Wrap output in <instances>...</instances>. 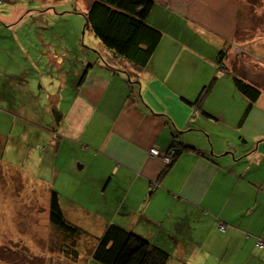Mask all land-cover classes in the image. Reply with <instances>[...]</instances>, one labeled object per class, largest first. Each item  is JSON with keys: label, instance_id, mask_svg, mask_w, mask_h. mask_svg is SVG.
Instances as JSON below:
<instances>
[{"label": "crops", "instance_id": "obj_1", "mask_svg": "<svg viewBox=\"0 0 264 264\" xmlns=\"http://www.w3.org/2000/svg\"><path fill=\"white\" fill-rule=\"evenodd\" d=\"M5 11L9 25L22 14ZM147 23L160 39L143 67L109 49L76 55L67 93L47 107L52 151L77 165L74 185L121 206L108 223L164 247L169 264H264L263 11L256 0H154ZM233 76L259 90L249 107ZM17 109L14 129L30 113ZM170 146L181 151L166 167Z\"/></svg>", "mask_w": 264, "mask_h": 264}, {"label": "rangeland", "instance_id": "obj_2", "mask_svg": "<svg viewBox=\"0 0 264 264\" xmlns=\"http://www.w3.org/2000/svg\"><path fill=\"white\" fill-rule=\"evenodd\" d=\"M91 1H0V18L9 5L22 8L10 25L0 22V264H99L88 251L101 223L90 219L121 222L122 208L112 195L90 194L84 185H74L77 165L67 164L68 153L52 151L48 142V127L56 120L47 107L67 93L59 86L80 66L76 55L84 50L102 59L108 53L86 26ZM256 1L264 14V0ZM5 94L9 101L3 100ZM20 105L30 113L27 118L17 115L18 126L26 128L14 129L11 121L15 113L20 115ZM57 169L65 177L55 174ZM52 190L59 194L67 220L84 230L75 242L48 219Z\"/></svg>", "mask_w": 264, "mask_h": 264}, {"label": "trees", "instance_id": "obj_3", "mask_svg": "<svg viewBox=\"0 0 264 264\" xmlns=\"http://www.w3.org/2000/svg\"><path fill=\"white\" fill-rule=\"evenodd\" d=\"M153 4L154 0H92L85 14L86 26L91 28L107 50L140 68L147 63L160 39V32L147 23ZM233 82L236 89L248 99L249 107L257 98L259 90L236 76H233ZM170 149L173 152L170 153V162H164L166 167L181 151L177 146H170L166 152ZM48 219L56 230L73 242L84 231L67 220L55 190L50 194ZM88 253L99 264H166L170 257L164 247L114 222L105 224L100 234L93 239Z\"/></svg>", "mask_w": 264, "mask_h": 264}, {"label": "built area", "instance_id": "obj_4", "mask_svg": "<svg viewBox=\"0 0 264 264\" xmlns=\"http://www.w3.org/2000/svg\"><path fill=\"white\" fill-rule=\"evenodd\" d=\"M171 150H172V149H170V151H169L168 153L165 152L164 154H161L162 159H163V161H164L165 163L170 162V157H171V155H172V154L170 155V153L173 152V151H171ZM149 152H150V154H152V155H159V154H160V152H159L157 149H155V148L150 149ZM219 228H220L221 230H223V229H224V226H223V225H220ZM261 244H262V242H260V241L257 243L258 246H261Z\"/></svg>", "mask_w": 264, "mask_h": 264}]
</instances>
